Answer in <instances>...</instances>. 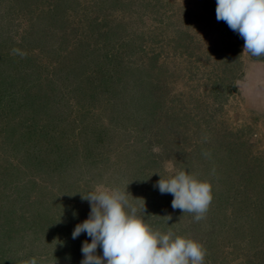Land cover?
I'll use <instances>...</instances> for the list:
<instances>
[{
	"label": "rangeland",
	"instance_id": "1",
	"mask_svg": "<svg viewBox=\"0 0 264 264\" xmlns=\"http://www.w3.org/2000/svg\"><path fill=\"white\" fill-rule=\"evenodd\" d=\"M215 6L0 0V264H80L99 186L204 264H264V56ZM181 169L211 186L200 220L155 186Z\"/></svg>",
	"mask_w": 264,
	"mask_h": 264
},
{
	"label": "clouds",
	"instance_id": "2",
	"mask_svg": "<svg viewBox=\"0 0 264 264\" xmlns=\"http://www.w3.org/2000/svg\"><path fill=\"white\" fill-rule=\"evenodd\" d=\"M216 19L244 40L242 52L264 56V0H216ZM161 194H171L172 208L194 213L200 220L211 200V186L187 170H176L155 185ZM128 192L97 187L84 197L90 212L77 223L72 239L86 234L81 244L80 264H204L205 250L195 239L153 230L144 222L145 200L141 208L130 204ZM168 216V221L172 219ZM98 248L101 254H98ZM31 264H36L35 259Z\"/></svg>",
	"mask_w": 264,
	"mask_h": 264
},
{
	"label": "trees",
	"instance_id": "3",
	"mask_svg": "<svg viewBox=\"0 0 264 264\" xmlns=\"http://www.w3.org/2000/svg\"><path fill=\"white\" fill-rule=\"evenodd\" d=\"M41 129V128H40ZM41 132V131H40ZM45 135V133L42 135V136H44ZM38 140H40V139H38Z\"/></svg>",
	"mask_w": 264,
	"mask_h": 264
}]
</instances>
